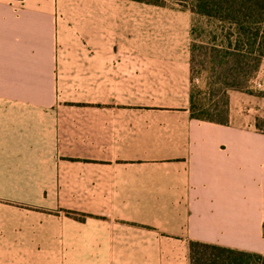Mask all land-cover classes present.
Segmentation results:
<instances>
[{"label": "crops", "instance_id": "0c3cea01", "mask_svg": "<svg viewBox=\"0 0 264 264\" xmlns=\"http://www.w3.org/2000/svg\"><path fill=\"white\" fill-rule=\"evenodd\" d=\"M165 1L0 0V264L264 256V99L192 119L205 18Z\"/></svg>", "mask_w": 264, "mask_h": 264}, {"label": "trees", "instance_id": "16d2710c", "mask_svg": "<svg viewBox=\"0 0 264 264\" xmlns=\"http://www.w3.org/2000/svg\"><path fill=\"white\" fill-rule=\"evenodd\" d=\"M135 1L161 7L167 5L165 0ZM170 1L216 23L210 43L198 42V34L195 28L193 30L190 113L194 120L228 125V92L247 91L264 59V0H192V5L184 0ZM218 33L222 36L220 43ZM203 72L207 74V83L202 90L193 83ZM257 96L264 98V91ZM255 129L264 134V118H256ZM190 258L191 264H264L263 255L195 241L190 242Z\"/></svg>", "mask_w": 264, "mask_h": 264}, {"label": "rangeland", "instance_id": "374dc122", "mask_svg": "<svg viewBox=\"0 0 264 264\" xmlns=\"http://www.w3.org/2000/svg\"><path fill=\"white\" fill-rule=\"evenodd\" d=\"M184 2H187L186 4H193L192 0H184ZM195 30L198 34V37L196 39L198 42H204V43H210L211 41V32L214 31L216 32V23L215 22H209L208 20L203 19L202 21H197L195 24ZM197 71V70H196ZM260 71V70H259ZM258 74V73H257ZM257 76V75H256ZM259 81H256V77H254L248 84V89L245 92H239V91H229L228 96H229V103L231 100L232 95L235 94H245L247 96H252L254 98V101H252L250 108L252 112H256L257 110L260 109V99H264L261 97H258V93L264 91V84H262V88L257 87L256 83ZM207 83V74L203 72L201 76H196L193 85L195 87H198L200 89H205ZM252 98V100H253ZM248 101V99H247ZM249 107L247 108L250 109Z\"/></svg>", "mask_w": 264, "mask_h": 264}, {"label": "built area", "instance_id": "2783aa9c", "mask_svg": "<svg viewBox=\"0 0 264 264\" xmlns=\"http://www.w3.org/2000/svg\"><path fill=\"white\" fill-rule=\"evenodd\" d=\"M257 87L262 88V84L260 82L256 83Z\"/></svg>", "mask_w": 264, "mask_h": 264}]
</instances>
